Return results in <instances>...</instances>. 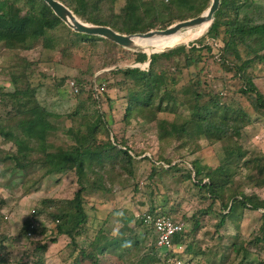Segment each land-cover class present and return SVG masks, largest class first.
Wrapping results in <instances>:
<instances>
[{"label":"rangeland","instance_id":"374dc122","mask_svg":"<svg viewBox=\"0 0 264 264\" xmlns=\"http://www.w3.org/2000/svg\"><path fill=\"white\" fill-rule=\"evenodd\" d=\"M245 1L247 5L244 13L248 18L258 24L264 23V0ZM124 5L125 0H119L111 8L118 13ZM109 11L110 6L104 8L106 14ZM207 28L208 25H203L185 30L173 37L157 39L141 45L158 53L180 46L188 49L195 45L198 49L196 54L202 57L197 67L189 69L179 67L181 74H177V70L174 71L173 66L169 65L171 70L169 73L176 83L175 90H180L182 86H187L189 80H194L192 73L198 74L203 83L201 92L205 96L201 103L212 105L217 101L221 106L218 116L223 114L222 107H226L230 111L228 116H232L234 120H242L240 123H244V127L233 134L232 141L228 143H213L201 137L185 147H181L177 141L159 143L156 122H148L140 114L128 123L122 121L127 103L125 98L123 100L118 98L125 95V87L127 92L138 96L141 95V88L138 83L129 79L124 81L121 75L116 76L111 72L126 68L145 70L149 66L147 61L134 63L132 58L122 53L113 43L81 42L75 35L77 33L65 25L48 31L50 47L39 41L30 50L11 51L0 44V122H8L12 117L10 110L13 103L9 97H3V94L28 88L35 90L36 101L51 114L48 119L51 132L47 139L51 151L69 149L73 141L67 133L68 129L77 128L79 118L91 120L96 111L101 110L105 112V119L112 121V125L109 129V138L104 132H99L96 137L97 142L107 140L114 142V138L118 142L124 140L131 149V155L137 161L131 177L118 176L107 168L91 178V186L89 185V189L84 194L85 210L90 225L82 236L76 238L78 249L76 248L75 253L73 246L69 244V239L64 236L58 237L54 243L50 241L55 228L44 213L38 216V220L47 230L44 234L38 232L26 238H21L20 235L22 225L32 212L43 209L42 202L49 199L64 202L73 197L78 189L74 173L68 172L63 176L51 175L40 180L41 171L38 167L36 171L30 170L27 173L11 169L3 173L5 166L0 165V202H3L0 203V215L3 218L0 222V242H2L0 255L8 256L7 264H19L21 261L26 262L25 264H33L39 257L43 258L44 264H75L79 248H86L99 229H101L99 235L109 233L120 237L124 234L128 235L132 230L136 240L139 241L136 249L122 254V262L111 252L100 256L99 264H147L149 261L153 264H161L148 253L152 245V237L145 238L144 229L135 227L134 219L129 225H124L122 217H140L150 206H155L165 212L172 208L175 210L173 216L177 219L182 216L190 218L198 210L207 208L210 201L200 199L203 193H199L187 179L182 178L187 170L185 166H180V171L175 173L171 172L168 175L157 173L149 177L153 162L160 157L174 160V163L182 159L186 166L198 162L212 169L219 165L227 167L232 162L234 184H240L244 194H255L259 199L264 200V187L249 185L247 181V176L253 177L256 172L244 167V162L253 161V158L264 155V112L255 114L252 111L246 98L240 93L243 83L234 76L233 72L226 71L220 65L219 50L222 45L204 37ZM202 38L204 41L200 42ZM209 47L211 50L208 51ZM129 51L145 53L142 50ZM239 54L242 61L252 58V55H246L243 48H240ZM259 55H264V50ZM179 62L182 64V59ZM248 73L258 91L264 96V61H255L248 69ZM117 83L122 85H115ZM80 89L82 92L79 91ZM185 95L175 91L173 96L178 98L175 109L164 105L163 112L157 113L156 120L181 122L176 119L175 114L187 116L193 107L191 94ZM107 97L114 100L109 103ZM96 98H100V102L97 103L94 100ZM76 111L79 113L72 116ZM227 145L240 146V153L243 155L240 161H233L235 156L226 157ZM10 150H14L13 144L4 142L0 137V158L4 155V151ZM261 177L264 178V174H261ZM36 182L38 183L35 184ZM27 189L31 190L26 193ZM213 208V214L199 218V230L188 239V244L193 242L190 254L183 253L185 247L175 254L180 264H230L227 262V254L234 260L232 264H258L261 260L264 261V252L255 253L253 250L241 260L242 256L234 259V253L226 249L234 241L246 242L253 239L259 225V212L245 211L238 231L234 229L231 220H228L225 226L215 233L214 226L218 222L216 214L221 210L218 204ZM188 226L190 228L191 224L189 223ZM44 244L47 246L46 252L40 247ZM197 250H201L204 255L195 256L194 252ZM223 250H225L224 254ZM116 252L121 253L120 250ZM84 264H88V261L85 260Z\"/></svg>","mask_w":264,"mask_h":264},{"label":"trees","instance_id":"16d2710c","mask_svg":"<svg viewBox=\"0 0 264 264\" xmlns=\"http://www.w3.org/2000/svg\"><path fill=\"white\" fill-rule=\"evenodd\" d=\"M57 1L65 5L81 22L107 26L115 32L125 35L164 30L176 22L199 16L208 9L211 2V0H125V5L118 13H115L111 7L119 0ZM246 5L245 0H220V7L214 13L213 22L204 37L222 45L219 50V63L226 71L233 72L234 76L243 83L240 93L246 98L252 111L256 114L264 112V96L255 86L248 69L255 61H264V55H259L264 50V23L258 24L250 20L244 13ZM107 6H110L108 14L104 12V8ZM60 25L64 26L42 0H0V44L7 50H30L39 41L46 47H50L47 33ZM75 35L81 42L94 44L98 41H105L112 43L100 37ZM203 38L200 42L204 41ZM116 47L132 58L134 63H144L150 58L149 66L145 70L126 68L111 72L116 76L121 75L124 81L129 79L138 83L141 88V95L138 96L127 92L125 87V95L118 98L121 100L125 98L127 103L122 118L124 123H128L129 120L140 114L144 116V120L156 122L159 143L177 141L181 147H185L201 137L213 143H228L232 141L233 134L244 127V123H240L242 120H234L232 116H228L230 111L226 107H222L223 114L218 116L217 113L221 106L217 101H214L212 105L201 103L205 96L201 92L203 83L198 74L192 73L191 76L194 80H189L187 86L184 85L180 90H175L176 83L174 77L169 73L171 71L169 65L173 66L174 71L177 70V74H181L179 67L183 69L197 67L202 61V57L196 54L198 49L195 45L188 49L180 46L156 54H152L155 52L151 51L149 47L141 46L140 48L146 51V54H152L150 57L145 53L131 52L119 46ZM210 47L207 49L208 51L211 50ZM240 48L246 51L247 56L252 55V58L242 61L239 54ZM180 59H182V64L179 62ZM115 85H122V83ZM79 91L82 92V89ZM175 91L180 94L185 93V96L191 94L193 99L191 113L187 116L175 114L176 119L181 122L156 120L157 113L163 112L164 105L175 109L178 104V98L173 96ZM3 97H9L13 107L10 110L12 117L8 122H0V137L4 142H10L14 146V150L4 151V155L0 158V165L5 166L3 173H7L9 169L27 173L30 170L36 171L38 167L41 171L40 180H42L51 175L63 176L68 172H73L78 186L77 191L69 200L63 202L49 199L42 202L44 203L43 209L34 210L22 225L21 238H26L28 233L34 236L38 232L44 234L47 231L38 220V216L44 213L55 228L50 241L54 243L58 237L64 236L69 239V244L73 246L75 253L76 248L78 249L76 238L82 236L90 225L88 223L89 216L85 210L84 194L89 189L91 178L107 168L118 176L131 177L137 161L131 155V149L124 140L118 142L114 138V142L109 140L97 142L96 137L99 132H104L109 138V129L112 125V121H107L105 112L101 110H97L91 120L84 119V117L79 118L78 127L68 129L67 133L73 141L69 149L51 151V146L47 141L51 132L48 121L51 114L36 101L35 90L17 89L13 93L3 94ZM94 100L97 103L100 102V98ZM113 100V98L107 97L109 103ZM78 113L76 111L72 116ZM241 118L243 119V116ZM225 155L227 158L235 156L233 159L235 162L240 161L243 157L238 145H227ZM145 159L147 160V158ZM179 161L174 163V160L160 157L159 160L153 162L149 177L157 173L165 175L171 172L175 173L180 171V166H185L187 170L182 178L187 179L199 193H203L200 199L208 200L210 204L204 210H198L190 218L182 216L177 219L173 216L175 210L172 208L165 212L155 206H150L140 217H122L124 225H129L134 219L135 227L144 229V237H152V245L149 247L148 253L161 264H175L168 262V259L178 253L177 247H185L183 253L190 254L193 242L188 244V239L192 238L199 230V218L203 215L213 214V207L216 204L220 206L221 211L216 214L218 222L214 226L215 233H218L228 220H231L234 229L238 231L240 220L245 211L259 212V225L253 239L246 242L244 240L234 241L229 247H226L230 253H234V259L242 256L241 260H244L245 255L253 250L255 253L264 252V200L259 199L255 194H244L240 184H234L232 162L227 167L219 165L212 169L200 165L198 162L186 166L182 159ZM244 167L256 172L253 177L247 176L249 185L263 188L264 178L261 177V174H264V155L253 158V161L244 162ZM31 189H27L26 193ZM134 189L136 190V188ZM0 203L3 204L2 201ZM145 215L164 216L183 224L182 232L172 239V244L175 247L167 253L171 256L163 257L161 251L156 248V236L153 234L152 228L143 223ZM2 219L0 215V222ZM189 223L191 224L190 228ZM99 232L101 229L97 231L86 248H79L75 264H84L85 260L88 261V264H99V257L111 252L117 255L122 262V254L130 253L131 249H136L139 244L132 230L128 235L124 234L123 237L112 236L109 233L99 235ZM40 247L43 252H46L45 244ZM117 250H120L121 253L117 254L119 253L116 252ZM222 252L224 254L225 250ZM200 254L204 255L201 250L194 252L195 256ZM6 257L0 255V264L8 263ZM233 261L227 254V262L232 264ZM25 263L19 262V264ZM33 264H44V260L39 257ZM147 264H153V262L149 261ZM258 264H264V261L261 260Z\"/></svg>","mask_w":264,"mask_h":264},{"label":"water","instance_id":"95a60500","mask_svg":"<svg viewBox=\"0 0 264 264\" xmlns=\"http://www.w3.org/2000/svg\"><path fill=\"white\" fill-rule=\"evenodd\" d=\"M42 1L50 8L52 13L73 32L86 36L100 37L107 41L112 42L113 44L121 48L129 49V50H139L137 49L135 39H152L156 37L167 38L176 35L178 33H181L185 30H192L201 27L203 25H208L209 28V26L213 22L214 13L220 7V0H211L208 9L195 18L176 22L164 30H151L147 33H136V34L125 35L115 32L114 30H112L107 26H97V25H91L81 22L65 5H63L61 2L57 0H42ZM150 55H148V57H150ZM149 63H150V58H148L147 60V65Z\"/></svg>","mask_w":264,"mask_h":264},{"label":"built area","instance_id":"2783aa9c","mask_svg":"<svg viewBox=\"0 0 264 264\" xmlns=\"http://www.w3.org/2000/svg\"><path fill=\"white\" fill-rule=\"evenodd\" d=\"M143 223L152 228L153 234L156 236V248L161 251L162 256H168L169 254L167 253L175 247L172 244V239L175 235L182 232L184 228L183 224L175 222L168 217H153L151 215H145ZM27 236L30 237L32 234L28 233ZM177 250H182V247H177ZM168 262L180 264V261L175 256L173 258L169 257Z\"/></svg>","mask_w":264,"mask_h":264},{"label":"bare ground","instance_id":"6f19581e","mask_svg":"<svg viewBox=\"0 0 264 264\" xmlns=\"http://www.w3.org/2000/svg\"><path fill=\"white\" fill-rule=\"evenodd\" d=\"M179 34V33H178ZM177 35V34H176ZM173 36H175V35H173ZM173 36H170V37H173ZM167 38H169V37H167ZM157 39H164V38H152V39H135V43H136V45H137V49H139V50H142L143 52H146V51H144L143 49H141L140 47H141V45L143 44V43H145V42H152L153 40H157ZM147 53V52H146ZM150 55V54H149Z\"/></svg>","mask_w":264,"mask_h":264}]
</instances>
